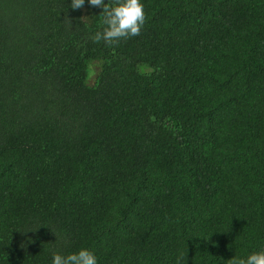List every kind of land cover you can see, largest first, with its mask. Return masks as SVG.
Segmentation results:
<instances>
[{"label":"trees","instance_id":"1","mask_svg":"<svg viewBox=\"0 0 264 264\" xmlns=\"http://www.w3.org/2000/svg\"><path fill=\"white\" fill-rule=\"evenodd\" d=\"M71 2L0 0V264L264 250V0H142L113 47Z\"/></svg>","mask_w":264,"mask_h":264},{"label":"clouds","instance_id":"2","mask_svg":"<svg viewBox=\"0 0 264 264\" xmlns=\"http://www.w3.org/2000/svg\"><path fill=\"white\" fill-rule=\"evenodd\" d=\"M85 0H72L71 7H84ZM92 7H101L100 16L102 31H97L91 39L94 42L104 41L109 47L119 44L121 39L138 36L146 22V14L142 0H89ZM83 18V17H81ZM56 234V233H55ZM183 259L181 254L177 264ZM52 264H98L95 254L88 249L62 255L55 253ZM226 264H264V250L256 251L246 258L233 257Z\"/></svg>","mask_w":264,"mask_h":264}]
</instances>
